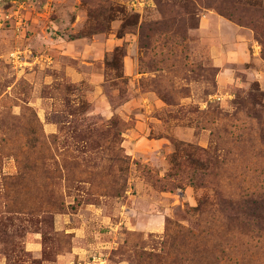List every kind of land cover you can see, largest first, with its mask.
<instances>
[{"label":"rangeland","instance_id":"374dc122","mask_svg":"<svg viewBox=\"0 0 264 264\" xmlns=\"http://www.w3.org/2000/svg\"><path fill=\"white\" fill-rule=\"evenodd\" d=\"M260 193L264 0H0V264H264Z\"/></svg>","mask_w":264,"mask_h":264},{"label":"trees","instance_id":"16d2710c","mask_svg":"<svg viewBox=\"0 0 264 264\" xmlns=\"http://www.w3.org/2000/svg\"><path fill=\"white\" fill-rule=\"evenodd\" d=\"M250 206H254L255 209H264V193L255 194L250 196ZM249 209H252L251 207ZM248 214V212L244 213ZM258 217V216H257Z\"/></svg>","mask_w":264,"mask_h":264}]
</instances>
